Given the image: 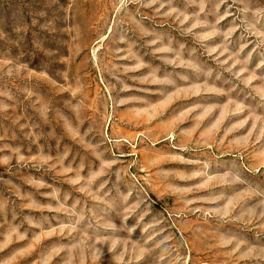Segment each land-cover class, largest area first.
<instances>
[{
	"label": "rangeland",
	"instance_id": "374dc122",
	"mask_svg": "<svg viewBox=\"0 0 264 264\" xmlns=\"http://www.w3.org/2000/svg\"><path fill=\"white\" fill-rule=\"evenodd\" d=\"M0 264H264V0H0Z\"/></svg>",
	"mask_w": 264,
	"mask_h": 264
}]
</instances>
